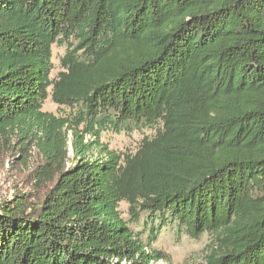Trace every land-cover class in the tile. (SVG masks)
I'll list each match as a JSON object with an SVG mask.
<instances>
[{"label": "trees", "instance_id": "1", "mask_svg": "<svg viewBox=\"0 0 264 264\" xmlns=\"http://www.w3.org/2000/svg\"><path fill=\"white\" fill-rule=\"evenodd\" d=\"M1 151L31 186L0 198V264H155L169 222L213 237L200 264H264V0H0Z\"/></svg>", "mask_w": 264, "mask_h": 264}, {"label": "rangeland", "instance_id": "2", "mask_svg": "<svg viewBox=\"0 0 264 264\" xmlns=\"http://www.w3.org/2000/svg\"><path fill=\"white\" fill-rule=\"evenodd\" d=\"M66 45L53 46L52 62L54 68L51 77L57 79L60 72L64 70L62 59L67 52ZM43 109L57 115H67L69 108L60 107L52 98V87L49 89V97ZM153 134L152 130L134 131L132 133H116L111 131L103 132L102 140L110 145L111 148L123 152L134 153L138 150L142 139ZM73 131L69 132L70 162L74 160ZM89 139V136H87ZM19 155L10 158L8 152L1 151L0 158V198H10L14 193L26 192L30 189L31 181L28 176V164L20 163ZM129 204L122 202L120 210L125 219L131 220ZM147 215L142 214L140 220L130 223L132 230L139 234L145 243H149L151 231L150 225L146 223ZM213 237L204 234L198 239L192 238L178 223L169 222L160 230L157 239L151 242L152 247L167 255L166 258L159 260L155 264H200L205 261L206 256L211 251Z\"/></svg>", "mask_w": 264, "mask_h": 264}, {"label": "water", "instance_id": "3", "mask_svg": "<svg viewBox=\"0 0 264 264\" xmlns=\"http://www.w3.org/2000/svg\"><path fill=\"white\" fill-rule=\"evenodd\" d=\"M73 150V149H72Z\"/></svg>", "mask_w": 264, "mask_h": 264}]
</instances>
